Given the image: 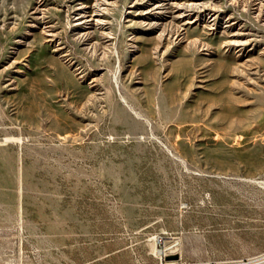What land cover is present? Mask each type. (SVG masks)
I'll list each match as a JSON object with an SVG mask.
<instances>
[{
    "label": "rangeland",
    "instance_id": "obj_1",
    "mask_svg": "<svg viewBox=\"0 0 264 264\" xmlns=\"http://www.w3.org/2000/svg\"><path fill=\"white\" fill-rule=\"evenodd\" d=\"M0 263L264 264V0H0Z\"/></svg>",
    "mask_w": 264,
    "mask_h": 264
},
{
    "label": "bare ground",
    "instance_id": "obj_2",
    "mask_svg": "<svg viewBox=\"0 0 264 264\" xmlns=\"http://www.w3.org/2000/svg\"><path fill=\"white\" fill-rule=\"evenodd\" d=\"M189 4L191 5V4H194V5H196V6H200L201 5V3H199V2H189ZM99 5H100V2L99 1H96L95 2V4H94V9L92 10V12L90 13V14H88V17H87V19L86 20H89V19H93V20H95V21H97V23H101V21H100V17H99V12H98V10H99ZM85 20V21H86ZM84 23V22H83ZM102 24V23H101Z\"/></svg>",
    "mask_w": 264,
    "mask_h": 264
},
{
    "label": "built area",
    "instance_id": "obj_3",
    "mask_svg": "<svg viewBox=\"0 0 264 264\" xmlns=\"http://www.w3.org/2000/svg\"><path fill=\"white\" fill-rule=\"evenodd\" d=\"M1 264V263H0Z\"/></svg>",
    "mask_w": 264,
    "mask_h": 264
}]
</instances>
